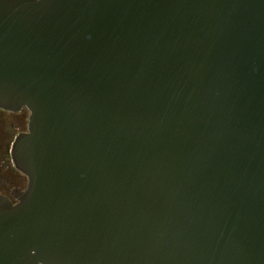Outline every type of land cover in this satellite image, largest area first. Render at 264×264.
Instances as JSON below:
<instances>
[{"label": "water", "instance_id": "95a60500", "mask_svg": "<svg viewBox=\"0 0 264 264\" xmlns=\"http://www.w3.org/2000/svg\"><path fill=\"white\" fill-rule=\"evenodd\" d=\"M0 111V264H264V0H0Z\"/></svg>", "mask_w": 264, "mask_h": 264}, {"label": "flooded vegetation", "instance_id": "af4514ba", "mask_svg": "<svg viewBox=\"0 0 264 264\" xmlns=\"http://www.w3.org/2000/svg\"><path fill=\"white\" fill-rule=\"evenodd\" d=\"M24 113H27V111H23L19 114H11L0 111V117H5V118L8 117L12 119L20 115L25 117ZM27 124H28V118H27ZM27 124H26V128L22 133H25L27 131ZM4 125H6V122H4ZM12 125H14L13 127L16 128L19 127L17 121L13 122ZM6 133H4L5 135L3 134L4 136H1L0 134V195L10 200L13 204H16L17 202L15 200V194L17 192H22L27 188L26 178L23 177L14 169L10 159L11 145L14 139L21 133L13 137L12 140H10L5 147V145L2 142L7 138Z\"/></svg>", "mask_w": 264, "mask_h": 264}, {"label": "rangeland", "instance_id": "374dc122", "mask_svg": "<svg viewBox=\"0 0 264 264\" xmlns=\"http://www.w3.org/2000/svg\"><path fill=\"white\" fill-rule=\"evenodd\" d=\"M25 117L20 115L16 118H8V117H0V134L1 136H4L6 132L7 138L3 140V144L6 145L10 140H12L13 137L17 136L19 133H22L24 129L26 128L27 124V118H28V113H24ZM17 121L18 122V128L13 127L14 125L13 122ZM4 122H6V125H4ZM12 125V126H11ZM4 134V135H3Z\"/></svg>", "mask_w": 264, "mask_h": 264}]
</instances>
